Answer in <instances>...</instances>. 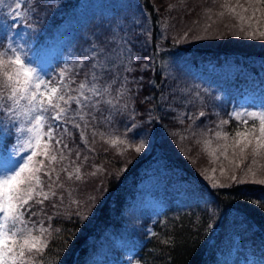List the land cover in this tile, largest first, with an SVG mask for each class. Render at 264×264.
I'll use <instances>...</instances> for the list:
<instances>
[{
    "label": "trees",
    "instance_id": "16d2710c",
    "mask_svg": "<svg viewBox=\"0 0 264 264\" xmlns=\"http://www.w3.org/2000/svg\"><path fill=\"white\" fill-rule=\"evenodd\" d=\"M23 3L27 7L22 6V18L15 24L9 14L15 0L0 4V43L7 46L5 26L11 32L29 27L30 46L25 54L35 63L40 51L48 50L47 40L66 36L73 59L69 68L56 61L54 74L59 70L69 74L80 71L91 59L85 54L93 44L99 47L100 40H114L121 52L123 48L131 51L134 63L129 65L124 56L117 60L118 69L131 67V71L122 72L128 76L127 87L131 89L125 97L127 112L113 113L111 123L97 121L96 126L106 138L127 140L129 145L145 144V150L137 154L132 147L125 150L123 144L112 147L99 136L98 148L86 153L94 160L81 171L90 173L96 163L103 161L102 183L108 182L103 183L100 202L91 216L83 204L79 215L76 204L69 209L63 204L59 208L62 215L57 216L56 209L45 201L52 216L51 221L45 219V226L50 222L61 232L53 233L44 264H96L99 255L109 264H245V255L240 252L261 256L264 185L249 182L211 187L205 177L211 175L214 165L204 149L195 148L201 136H193L205 133L208 136L203 139L207 136L217 145L215 134L209 131L217 129L212 119H219V123L229 120L223 130L231 133L236 123L231 114L264 105V40L229 34L221 24H213L204 38L181 41L180 36L189 27L200 34L203 10L215 7L212 0H186L184 5L180 0ZM33 3L38 11L32 8ZM170 4L176 5L171 11ZM198 19L201 24H193ZM121 38L131 44L124 45ZM74 78L79 83L83 76ZM194 88L202 99L193 95ZM174 97L188 101L173 102ZM200 111L205 116L199 117ZM71 130L70 147L80 141L79 132ZM1 139L3 156L18 144L15 134ZM168 139L175 142L172 146L179 147L188 163L176 157ZM65 178L61 172L63 183ZM67 190L73 196L76 187L68 185ZM151 193L157 207L147 205L145 199ZM121 239H126L127 245L117 244ZM165 239L172 241L171 246L161 242ZM127 251L132 255L130 259H126Z\"/></svg>",
    "mask_w": 264,
    "mask_h": 264
},
{
    "label": "snow or ice",
    "instance_id": "6c2138e0",
    "mask_svg": "<svg viewBox=\"0 0 264 264\" xmlns=\"http://www.w3.org/2000/svg\"><path fill=\"white\" fill-rule=\"evenodd\" d=\"M3 3L4 0H0V4ZM180 4H186V0H180ZM212 4L215 7L203 10L200 34L196 35L189 27L180 36L181 41L193 37L204 38L213 24H221L229 34L264 40V0H212ZM22 6L27 7L23 0H15L14 7L10 6L13 24L22 18ZM173 7L176 5L170 4L169 11ZM32 8L39 10L36 3L32 4ZM193 24L200 25L201 21L198 19ZM121 39L124 45L131 44L129 40ZM99 43V47L93 44L90 52L85 54L91 59L80 71L69 74L67 70H62L56 80L38 73L24 58L22 48L16 43L8 46L0 43V138L15 134L17 153L24 157L10 159L11 163L7 165L0 163V264H44L43 257L53 233L61 232V229L53 228L50 222L45 226V219L52 220L45 201L51 202L57 216L62 215L59 208L64 198L57 189H65V184L60 179V173H65L69 181H82L84 175L81 168L88 160L85 155L81 163L76 164V160L81 159V153L78 148L69 146L68 141L73 138L71 129L79 132L81 143L89 152L94 151L97 135L113 147L123 144L125 150L132 147L137 154L145 150L144 143L129 145L127 140L106 138L97 129V121L111 123L113 113L120 115L127 112L128 101L125 97L131 93V89L127 87L128 76L122 75V72L131 71V67L118 69L117 60L124 56L129 65L134 63L128 48H123L121 52L114 40L109 39L100 40ZM143 67L147 68L148 65ZM81 75L83 79L77 83L74 77ZM148 99L145 97L146 101ZM203 116L205 113L200 111L199 117ZM231 120L236 122L231 133L223 130L230 123L229 120H221L217 125L214 139L223 143H217L213 148V139L202 140L204 149L214 158V162L219 161L221 156L227 162H220L218 169H211L213 174L219 170L220 177L226 183L215 175H206L205 178L214 188L249 182L264 185V178H259L264 177V105L260 110L236 111L231 114ZM186 138L181 136V139ZM196 143L201 141L197 140ZM73 151L75 159H70ZM119 154L122 156L124 152ZM66 160L69 161L68 165L64 164ZM101 171L103 169L96 168L87 175L95 176ZM71 202L77 205L76 214L79 215V201ZM151 235L155 236L156 233ZM161 242L167 246L172 244L168 239ZM258 264H264V258Z\"/></svg>",
    "mask_w": 264,
    "mask_h": 264
},
{
    "label": "rangeland",
    "instance_id": "374dc122",
    "mask_svg": "<svg viewBox=\"0 0 264 264\" xmlns=\"http://www.w3.org/2000/svg\"><path fill=\"white\" fill-rule=\"evenodd\" d=\"M4 29H5V32L8 33L7 40H6L7 41V46L10 45V44H13V43H16L17 45H19L22 48L24 58L29 62V64L32 67H34L37 70L38 73H40L42 76H45V78H50L52 80H56V79L59 78V74L61 73V70H59L56 74H54V71H53L54 70L53 66H54V63H56V61H60V64H62L64 67H68L69 68L70 62L73 59V57H72L73 56V52H72L71 47L69 45V40H66V38H67L66 36L60 37L59 39H56V40H47L49 42V44H50L48 46L49 47L48 50L44 52V50L42 49L40 51V56L38 58V61L33 63L32 59L25 54L26 48H28L30 46V45H28L29 43H27V38H28L27 34H28V31H29V27L28 28H23L21 30L20 29L13 30L12 32H11V30H9L7 28V26H5ZM71 57H72V59H71ZM193 90H192L193 91V95L195 97H198L199 91L198 92L195 91V88ZM189 92H191V91L189 90ZM263 95H264V93H263ZM186 97H189V96H186ZM198 98H200V97H198ZM202 98L203 97H201L200 99H202ZM172 100H174L173 102L179 101L178 103L188 101V100L185 99V97H183V99H181V100H179L177 97H174V98H172ZM195 102H196V99H195ZM253 110H260V109H251L249 111H253ZM212 123H215V127H217V125L219 124V119H212ZM210 130L213 132L211 134L214 135L215 131L217 129L215 128V129H210ZM197 133L198 134L194 135L193 137L201 136L199 134L200 132H197ZM207 136L205 137V139L207 138ZM90 137H91V134H90V131H89L88 138H89V141L91 143L92 139H90ZM209 137H211V136H209ZM199 138H200L199 140H201V139L203 140L202 136L199 137ZM98 139H99V135H97V137L95 138V144L93 145L94 149H96L97 145L99 144L98 143ZM168 140H169V143H171L170 149H173L177 153L176 157H179L183 162H185L184 156L182 155L183 152H180L179 147H177V146L173 147L172 146L173 143H175L172 139H168ZM1 142H2V139L0 138V145H1ZM78 142L79 143H76V145L71 146L74 149L78 148V150L81 153V159L80 160H76V164H80L81 161L83 160V157L86 155V153L89 152L88 149L81 143V140L78 141ZM218 143H219V141H218ZM199 145H201V146H199ZM213 145L216 147L214 142H213ZM17 147H18V144L15 143L14 146L11 147L6 152L5 156H3L0 153V157H2V160H0V163H4V164L7 165V164L11 163V162H9L10 159L11 160L23 159L24 157L22 155H20L19 153H17ZM197 147H199V149L200 148L204 149L203 148L204 146H203L202 143H199V144L196 143L195 148L197 149ZM93 152L94 151H91L90 153H93ZM204 152L206 153V157H208V159L210 160L211 165H214V167L217 168V169L219 168V163L220 162H223L225 164L227 163L226 161H224L223 158H220L219 161L214 162V158L212 156H210L209 153H207V150L204 149ZM17 155H19V156H17ZM229 155H231V150H229ZM70 159H75V151H73V154L70 157ZM90 160H94V159H89L88 158L87 162L84 163V166H88L90 164ZM185 163H188V161H186ZM64 164L68 165L69 161H66V163H64ZM96 168L103 169V161L101 163H99V165H97V163H96V166L92 167L90 172L94 171ZM208 168H210V167H208ZM69 170H71V167L69 168ZM81 174L84 175V179L82 181H75V180L69 181V180H67L65 178L64 184H65V189L66 190L64 191V189H57V192H58V194H62L63 195V198H64V203L63 204H65V209L66 208L69 209L71 207V205H74V203L71 202L72 200H78L79 204H83L86 207V208L84 207V209L87 211L88 216H91L94 213L95 206L100 202L99 197H101V195H100V193L102 192L101 188H105L103 186L108 181L105 180L103 182L104 184L102 183L103 171L97 172V174L95 176L87 175L86 172L83 173L82 171H81ZM210 174L211 175H215V177L217 179L221 180V182H225L223 177H220L219 170H217V172L215 174H213L211 172H210ZM63 177H66L65 173H63ZM259 178H264V177H259ZM72 182H73V184H70ZM207 182H209L211 187H212V183L210 181H207ZM68 185L69 186L75 185V187H76L75 194L73 196H71V197H69V191L67 190ZM214 189H217V188L215 187ZM45 190H47V189H45ZM71 195H72V193H71ZM53 199L56 200V198H53ZM145 200L147 201V205L151 204V206H154V207H157V205H158V203L154 199V195L152 193H151V196H147V198ZM56 202L59 203V200H56ZM50 203H51L50 201L47 202L48 205ZM82 206H80V209H82V211H83V207ZM80 209H79V212H80ZM82 216H85V215H82ZM153 216L155 217L156 214H153ZM117 244H119V245H127V240L126 239H121L120 241H117ZM259 250L262 252L261 256L254 255L252 253L240 252V253L245 255L244 256V258H246L245 264H258V262L262 258H264V251L262 250V247H260ZM127 252H128V255H127L126 259H130L132 257V255H131L130 251H127ZM96 264H109V263L107 261H103L102 260V256L99 255L98 258H97ZM124 264H130V263H128V262L126 263L125 262ZM132 264H135V262L132 263Z\"/></svg>",
    "mask_w": 264,
    "mask_h": 264
}]
</instances>
